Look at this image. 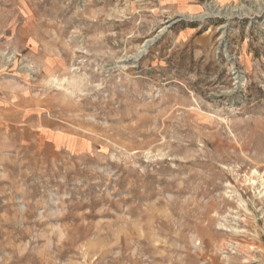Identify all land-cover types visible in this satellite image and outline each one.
I'll use <instances>...</instances> for the list:
<instances>
[{"label":"rangeland","instance_id":"rangeland-1","mask_svg":"<svg viewBox=\"0 0 264 264\" xmlns=\"http://www.w3.org/2000/svg\"><path fill=\"white\" fill-rule=\"evenodd\" d=\"M0 264H264V0H0Z\"/></svg>","mask_w":264,"mask_h":264},{"label":"crops","instance_id":"crops-1","mask_svg":"<svg viewBox=\"0 0 264 264\" xmlns=\"http://www.w3.org/2000/svg\"><path fill=\"white\" fill-rule=\"evenodd\" d=\"M236 0H220L221 3H225V4H233V2H235Z\"/></svg>","mask_w":264,"mask_h":264},{"label":"water","instance_id":"water-1","mask_svg":"<svg viewBox=\"0 0 264 264\" xmlns=\"http://www.w3.org/2000/svg\"><path fill=\"white\" fill-rule=\"evenodd\" d=\"M145 49H147V45L145 46ZM143 54V52L140 53V56Z\"/></svg>","mask_w":264,"mask_h":264},{"label":"bare ground","instance_id":"bare-ground-1","mask_svg":"<svg viewBox=\"0 0 264 264\" xmlns=\"http://www.w3.org/2000/svg\"><path fill=\"white\" fill-rule=\"evenodd\" d=\"M141 53V52H140ZM140 55V54H139ZM139 58V56H137Z\"/></svg>","mask_w":264,"mask_h":264}]
</instances>
